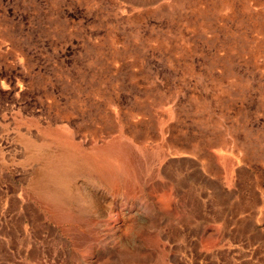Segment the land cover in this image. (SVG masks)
Returning <instances> with one entry per match:
<instances>
[{
  "label": "rangeland",
  "instance_id": "obj_1",
  "mask_svg": "<svg viewBox=\"0 0 264 264\" xmlns=\"http://www.w3.org/2000/svg\"><path fill=\"white\" fill-rule=\"evenodd\" d=\"M0 264H264V0H0Z\"/></svg>",
  "mask_w": 264,
  "mask_h": 264
},
{
  "label": "crops",
  "instance_id": "obj_2",
  "mask_svg": "<svg viewBox=\"0 0 264 264\" xmlns=\"http://www.w3.org/2000/svg\"><path fill=\"white\" fill-rule=\"evenodd\" d=\"M183 242L184 243H198L201 244V233H193L192 227L189 224H183Z\"/></svg>",
  "mask_w": 264,
  "mask_h": 264
}]
</instances>
